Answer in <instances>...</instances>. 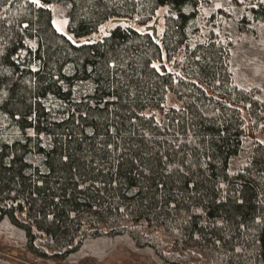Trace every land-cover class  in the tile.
Returning a JSON list of instances; mask_svg holds the SVG:
<instances>
[{"label": "trees", "instance_id": "1", "mask_svg": "<svg viewBox=\"0 0 264 264\" xmlns=\"http://www.w3.org/2000/svg\"><path fill=\"white\" fill-rule=\"evenodd\" d=\"M242 10L0 0L3 242L38 264H264V99L222 28L257 29L264 0Z\"/></svg>", "mask_w": 264, "mask_h": 264}, {"label": "rangeland", "instance_id": "2", "mask_svg": "<svg viewBox=\"0 0 264 264\" xmlns=\"http://www.w3.org/2000/svg\"><path fill=\"white\" fill-rule=\"evenodd\" d=\"M231 0H212L213 7H225L232 8V12L235 15H241L245 13L242 10L245 6H248L251 0H244L240 8H235L234 4L230 3ZM229 3L232 6H229ZM231 7V8H230ZM165 13V8L158 11L159 19V34L163 30V15ZM54 25L60 31L65 33H70L67 30V19L61 16H56L54 18ZM223 30L233 36L235 40L233 65L234 73L239 81L246 84L247 86H256L259 88V94L264 99V23H260L257 29H252L244 27L243 29H237L235 24L232 22L231 18L225 20ZM161 62H157L158 66ZM167 66L172 65V63H166ZM175 99L170 97L169 103H173ZM252 134V132H251ZM260 139L264 140V136H258ZM4 235L0 238V260H5L11 264H38L28 258L26 250L19 246L13 245L7 242H3ZM127 260L121 259L119 264H125ZM1 264V263H0ZM42 264V263H41ZM50 264V263H48ZM60 264V263H57ZM62 264H71L67 261ZM91 264V263H85ZM112 264H117L114 260Z\"/></svg>", "mask_w": 264, "mask_h": 264}, {"label": "water", "instance_id": "3", "mask_svg": "<svg viewBox=\"0 0 264 264\" xmlns=\"http://www.w3.org/2000/svg\"><path fill=\"white\" fill-rule=\"evenodd\" d=\"M42 4H43L44 7L47 6L45 3H42ZM116 21H117V22H129V23H132V20H128V19H116ZM158 25H159V19L157 18V19L154 20L153 23L148 24V25H146V26L144 27V30H145V31H151V33H152V35H153V37H154V39H155L156 41H159V40H160V34H159V28H158ZM107 31H108L107 27H104V28H103V32L106 34ZM93 39H95L94 36H90V37H87V38H86L87 41H90V40H93ZM173 67H177V62H176V60L174 61L173 66H171V69H172ZM252 137H253V136H252Z\"/></svg>", "mask_w": 264, "mask_h": 264}]
</instances>
